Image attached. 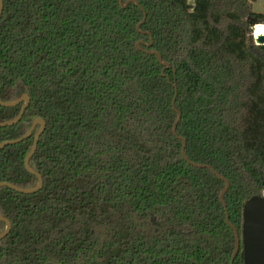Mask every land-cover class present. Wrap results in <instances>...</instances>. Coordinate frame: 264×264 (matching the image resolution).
Instances as JSON below:
<instances>
[{
  "label": "trees",
  "instance_id": "trees-1",
  "mask_svg": "<svg viewBox=\"0 0 264 264\" xmlns=\"http://www.w3.org/2000/svg\"><path fill=\"white\" fill-rule=\"evenodd\" d=\"M130 1L3 0L0 101L30 105L0 145L37 120L46 129L30 160L42 189H0L12 227L0 264H231L226 184L193 165L230 183L241 234L244 204L264 191V46L252 36L264 12L258 0ZM23 106H0V124ZM39 130L0 151V183L37 187L25 161Z\"/></svg>",
  "mask_w": 264,
  "mask_h": 264
},
{
  "label": "water",
  "instance_id": "water-1",
  "mask_svg": "<svg viewBox=\"0 0 264 264\" xmlns=\"http://www.w3.org/2000/svg\"><path fill=\"white\" fill-rule=\"evenodd\" d=\"M119 2L123 8H126L130 3H135L137 6H139V4L136 1H130V2L126 3L125 5L123 4L122 0H119ZM3 8H4L3 0H0V20L2 17V13H3ZM255 44L257 46H264V36H259L258 38H255ZM141 45H143V43L139 42L137 44V48L140 51L145 52V50H143L141 48ZM152 45L153 44L151 43L150 45H148L146 47L151 48ZM149 54L157 56L158 61L161 65L166 66V68H168V69L170 68L169 64L163 63L160 54L155 53V52H151ZM21 104H24V106L21 110L20 115L12 122L0 124V128L13 127V126L17 125L22 120L26 110L28 109V107L30 105V98L27 95H24L19 100L12 102V103H3L0 101V106L6 107V108H14V107H17ZM174 110L178 114V120H177L176 124L174 125L173 134L175 137L179 138L177 135V128H178V125L181 121V114L175 108V101H174ZM38 126H40V130L37 132V134L35 136L33 148H32L30 154L28 155V157L26 158V161H25V167L28 170V172L30 174L36 176L39 180L37 187L34 189H31V190H25V189L18 188L12 184L0 183V189L9 188L13 191H16V192L21 193V194H26V195L35 194L42 189L43 180L38 173H35L30 168V160L34 156V154L37 150L40 138L46 129V123L43 120L35 121L30 132L26 136H24L23 138H21L17 141H8V142H4L3 144H1L0 145V151L3 150L4 148L8 147V146L16 145V144L23 142L26 139H29L30 137H32L35 129ZM183 142H184V148H183L182 153H183L185 160L188 163H190L186 157V154H185L186 142L184 140H183ZM193 166L198 167V168H207V169L211 170V172L217 178H219L221 181H223L226 184V188L221 193L220 202L224 206L225 211H226V221H227L229 227L234 231L235 236H236V248H235V252H234L231 264H234V261L237 258L238 254L240 253L241 248L243 251V264H264V197L255 196V197L251 198L250 200H248L244 204V207H243V225H242V232L240 234L230 223V217H229L227 207H226V204L224 201V197L230 189V183L226 179L221 178L219 176V174L217 172H215L213 169H211L210 167L199 166V165H193ZM0 222H3L6 224V230L2 234H0V241H2L3 239H5L9 235L12 227H11V223L6 218H3L1 216H0Z\"/></svg>",
  "mask_w": 264,
  "mask_h": 264
},
{
  "label": "rangeland",
  "instance_id": "rangeland-1",
  "mask_svg": "<svg viewBox=\"0 0 264 264\" xmlns=\"http://www.w3.org/2000/svg\"><path fill=\"white\" fill-rule=\"evenodd\" d=\"M253 11L255 13H263L264 12V3L262 1H257L253 4Z\"/></svg>",
  "mask_w": 264,
  "mask_h": 264
},
{
  "label": "built area",
  "instance_id": "built-area-1",
  "mask_svg": "<svg viewBox=\"0 0 264 264\" xmlns=\"http://www.w3.org/2000/svg\"><path fill=\"white\" fill-rule=\"evenodd\" d=\"M258 1H262V2L264 3V0H258ZM258 27H261V28L263 29V31H264V26H263V25L255 26V27L253 28V34H252L254 40H255V38H258V37L260 36V35L257 33V28H258ZM263 36H264V35H263ZM261 196L264 197V191H263V193H262Z\"/></svg>",
  "mask_w": 264,
  "mask_h": 264
},
{
  "label": "bare ground",
  "instance_id": "bare-ground-1",
  "mask_svg": "<svg viewBox=\"0 0 264 264\" xmlns=\"http://www.w3.org/2000/svg\"><path fill=\"white\" fill-rule=\"evenodd\" d=\"M257 33L260 35V36H263L264 35V31L261 27H258L257 28Z\"/></svg>",
  "mask_w": 264,
  "mask_h": 264
}]
</instances>
